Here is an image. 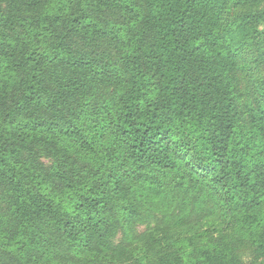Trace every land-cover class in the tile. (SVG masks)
I'll list each match as a JSON object with an SVG mask.
<instances>
[{"label": "trees", "instance_id": "trees-1", "mask_svg": "<svg viewBox=\"0 0 264 264\" xmlns=\"http://www.w3.org/2000/svg\"><path fill=\"white\" fill-rule=\"evenodd\" d=\"M244 251L264 258V0H0V264Z\"/></svg>", "mask_w": 264, "mask_h": 264}, {"label": "rangeland", "instance_id": "rangeland-1", "mask_svg": "<svg viewBox=\"0 0 264 264\" xmlns=\"http://www.w3.org/2000/svg\"><path fill=\"white\" fill-rule=\"evenodd\" d=\"M44 160H45V162H47V159H44ZM154 226H155V224H151L149 227L152 228ZM138 229H139L138 232H142V230L145 229V226H140ZM243 259H244L245 264H264V258H262L258 261H255V262L252 261L251 255L248 251L243 252Z\"/></svg>", "mask_w": 264, "mask_h": 264}]
</instances>
